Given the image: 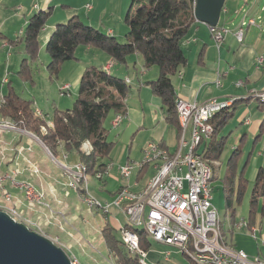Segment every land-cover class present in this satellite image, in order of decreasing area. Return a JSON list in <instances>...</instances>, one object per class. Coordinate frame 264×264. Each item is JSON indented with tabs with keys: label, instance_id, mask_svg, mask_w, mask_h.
Masks as SVG:
<instances>
[{
	"label": "crops",
	"instance_id": "obj_1",
	"mask_svg": "<svg viewBox=\"0 0 264 264\" xmlns=\"http://www.w3.org/2000/svg\"><path fill=\"white\" fill-rule=\"evenodd\" d=\"M126 2L128 3L129 0H0V34L2 38L4 37L2 42L6 43L10 50L14 49L17 43H12L10 40L22 35L29 18L38 11L51 10L38 35L39 53L48 64L49 58L44 47L58 24L65 23L72 16H77L83 23L100 30V26L93 24V20L96 15H101L103 22L108 17L105 22L108 27L105 31L102 29L100 31L116 38L114 29L109 28L108 19L113 13L116 14L115 20L120 21ZM4 12L8 14L6 17ZM250 18L254 20L253 23H247ZM243 21H245L243 37L239 41L234 32ZM217 25L228 29L219 45L215 44L209 25L206 23L195 20L190 26L182 40L186 64L171 76V82L174 88V100L183 98L197 103L211 98L233 100L232 106L215 118L219 121V127L213 139L222 146L219 158L214 161L217 175L220 176L215 180L221 182L222 190L224 185H228L221 177L226 175L228 159L233 153H237L233 187L242 172L247 186L241 202L247 195L248 210L244 215L237 217L236 205H240L241 202L234 203L232 211L234 215L231 216L230 213L227 224V230L231 234L229 244L252 256L255 254L254 249L240 238L248 237L257 246L264 248L262 198L255 206L253 219L249 220L250 192L259 169H264V105L254 95V92L264 89V0H225ZM18 46L20 47L18 52L23 54V58L27 57L23 43ZM9 58L13 62L11 55ZM9 58L1 74L11 68L12 63L8 64ZM15 62L16 60L14 66L18 71L19 67ZM88 66L97 67L123 78L129 85L124 100L126 112L120 113L122 117L119 123L113 125L115 116L113 112L108 113L103 122L108 140L114 144L109 156L101 160L105 166L110 165L108 173L103 174L102 178H96L89 173L90 179L86 176V181L83 183L87 187V192L102 205H108L107 209L89 207L82 201L81 192H76L65 185L66 176L61 168L62 162L68 165L80 163L76 153L61 151L55 157L36 135L25 129L12 128L13 124L5 121L1 115L0 122L5 123L0 124V176L9 175L13 178H5L2 186L12 194V204L21 211L22 217L34 221L43 234L67 247L82 264H90L88 262L110 264L109 260L112 264H117L113 253L107 247L103 229L111 228L114 236L123 241L119 229L122 226L125 229L129 222L120 207L112 203L114 196L121 186L140 191L153 175L150 164L142 168H134L129 177L120 175L119 166L128 161L140 162L143 156L142 150L148 142L158 143L164 150L174 153L179 147L181 132L179 124L168 122L161 98L148 84L157 79L158 67L144 68L141 54H128L125 62H119L99 48L78 46L74 57L62 63L60 72L56 76L58 88L69 84V94L65 95L77 97L80 78ZM6 73L8 77L4 74L0 77V97L7 93L10 85L14 89L9 79V71ZM4 77L8 80L5 83ZM217 80L220 81L219 84ZM239 80L242 81L241 85H237ZM5 85L7 90L3 91ZM32 106L35 111L40 110L45 119L42 109L38 105L34 107L33 102ZM68 106L70 102L64 98H59L54 105L59 109L65 107L68 109ZM224 113L227 115L224 116ZM45 120L52 122V118ZM83 149L87 151L84 145ZM88 150L90 151V146ZM223 155L225 166L222 170ZM21 181L30 182L37 191L42 192L41 200L27 202L19 186ZM0 189L1 203L3 190ZM26 202L27 205L39 204L34 209H29ZM242 220L246 221L249 227L238 226ZM251 228H254L253 233ZM222 234H224L223 230ZM151 240L153 239H144L143 244L146 248L142 247L148 264L160 262L182 264L179 259L183 254L171 246L170 249H160V246L166 247V245L156 241L155 246H152ZM165 250L170 251L168 260L163 259ZM172 251L177 253L176 257L172 256Z\"/></svg>",
	"mask_w": 264,
	"mask_h": 264
},
{
	"label": "trees",
	"instance_id": "obj_2",
	"mask_svg": "<svg viewBox=\"0 0 264 264\" xmlns=\"http://www.w3.org/2000/svg\"><path fill=\"white\" fill-rule=\"evenodd\" d=\"M194 4L195 0H132L124 18L128 26L125 42H119L114 36L83 23L77 16H72L65 23L58 24L46 42L45 49L49 55L47 71L50 76H57L62 63L74 57L78 46L99 48L119 62H125L128 54L139 53L143 57L144 68L158 67L157 79L148 84L161 98L168 122L178 125L171 76L187 61L182 40L195 22ZM50 13L51 10H42L33 14L22 33L21 39L27 57L22 59L17 74L23 81L32 82V67L39 53L38 35ZM0 38H2L1 34ZM10 41L16 42V40ZM128 91L129 85L123 78L97 67L88 66L80 78L79 93L72 107L64 110L54 108L53 125L46 127L45 131L41 130L45 125L44 117L36 115L32 101L18 95L11 85L3 96L0 115L15 127L35 134L55 157L61 151L76 153L84 172L95 175L96 171L105 167L101 160L109 156L114 145L108 140L103 126L104 119L110 112L119 115L126 112L124 100ZM226 109L217 112L211 119L213 134L208 142V150L204 154V158L212 167L211 182L220 177L217 175L214 161L222 152L221 144L215 143L213 139L219 127V121L215 118ZM226 115L227 113H224V116ZM85 142L90 146L89 152L83 149ZM236 154L233 153L228 159L226 175L221 177L228 183L223 188L227 210L233 208L234 203L241 202L247 186V181L241 172L233 187ZM260 198L263 200V212V168L259 169L250 192L249 220L253 219L255 206ZM233 215L234 212L231 216ZM125 229L127 232L136 233L140 246L146 248L143 244L144 239L147 238L144 229H136L131 224L126 225ZM111 231V228L105 227L103 236L116 263L140 264L138 257L130 254L124 247L123 241L118 240Z\"/></svg>",
	"mask_w": 264,
	"mask_h": 264
},
{
	"label": "built area",
	"instance_id": "obj_3",
	"mask_svg": "<svg viewBox=\"0 0 264 264\" xmlns=\"http://www.w3.org/2000/svg\"><path fill=\"white\" fill-rule=\"evenodd\" d=\"M89 7V5H87ZM250 18L247 23H253ZM245 21L235 30L237 40L243 37ZM210 33L219 45L223 40L227 28L209 26ZM260 63V58H258ZM3 78V82H7ZM220 81L217 80V84ZM238 81L237 85H241ZM61 94H69V84L60 87ZM256 92H262L264 89ZM185 110L186 129L185 143L181 148L180 157L173 164H163L160 162L162 153L161 145L155 142H148L143 150L140 162H126L119 166V173L123 177H129L134 168H142L146 158H155V169L153 171V188L147 196H138V191L131 190L128 186H121L112 201L114 205L120 207L124 213V208H131V215H126L127 220H132L142 227L152 230L158 237L161 244L168 245L188 257L193 264H264V259L258 256H251L245 251L232 246L231 250H224L219 236L213 235V218L215 206L212 203V186L206 184L208 168L201 165V156L208 150L207 131L213 127L212 117L219 111L232 106L233 100H218L211 98L208 101L197 103L180 98ZM121 120L115 114L113 125H117ZM65 158V155H64ZM79 163L68 165L62 162L61 168L66 176V184H71L75 180ZM110 165H106L103 170L95 172L96 178H102L108 173ZM5 178L13 179L9 175L0 176V188L6 193H10L2 186ZM24 194L35 200L41 198L40 192L36 188H30L29 184H19ZM11 194V193H10ZM86 201L98 203L103 209L108 205H102L88 192L84 194ZM5 210L10 216L20 218L14 208ZM238 226L249 227L244 220ZM32 229V225H30ZM36 231V229H32ZM120 234L125 236V242H130L134 248L138 249V258L142 264H148L146 253L140 246L137 238L130 236L123 226L119 229ZM42 233V231H36ZM254 232V228H251ZM71 263L80 264L75 257H69ZM170 258V251L163 252V259Z\"/></svg>",
	"mask_w": 264,
	"mask_h": 264
},
{
	"label": "rangeland",
	"instance_id": "obj_4",
	"mask_svg": "<svg viewBox=\"0 0 264 264\" xmlns=\"http://www.w3.org/2000/svg\"><path fill=\"white\" fill-rule=\"evenodd\" d=\"M127 3V2H126ZM131 3V0H129V2L127 3V5L125 6L123 12H122V19L120 21L118 20H115L116 19V14L114 15L113 13H111V16L110 18L108 19L109 23H110V26L109 28H112L114 29V32H115V36H116V39L119 41V42H125V33L127 31V24L126 22L124 21V18H125V14L127 12V9L129 7ZM5 16L6 17L8 14L7 12H4ZM107 18L106 17L104 19V21L106 22L107 21ZM105 22L101 21V15L98 16L96 15L94 17V20H93V24L94 25H98L100 26V30L102 29L103 31H105V28L108 27L106 26ZM25 28V27H24ZM95 28V27H94ZM98 29V28H96ZM99 30V29H98ZM20 31V29H19ZM18 31V33H19ZM101 31V32H103ZM22 35L19 37V39H17V37L15 38H12V40H16V43L17 45L14 46V49L10 50L7 46L6 43L2 42L4 38H0V77L4 74V76H7L8 73L5 74L6 71H9V79H11L12 81V86L14 87V90L19 93V95H21L23 98H26L28 100H31L33 102V105L34 107H37V105L39 106L40 109H42L43 111V114L45 116V119L47 120H51L52 118V113H53V110H54V105L58 102V99L59 98H64L65 100H69L70 102V106H68L69 108L72 107V104H73V101L75 100V96L74 95H65V94H61L60 93V90L57 86V83H58V79L55 75L53 76H50L49 72L47 71V63L44 62V58L42 59V56L41 54L39 53L38 54V58L36 60V62L33 64V67H32V82L29 81V80H21L20 77L18 76L17 74V67L14 66V60H16L15 63H17L16 65L19 67L22 59H23V54L18 52L20 50V47L18 46L20 43H23V47H24V42L23 40L21 39ZM7 47H6V46ZM44 50L45 47H44ZM46 52V51H45ZM26 54V53H25ZM46 54H48L46 52ZM9 55H11V57L13 58V62L10 60L9 58ZM47 56V55H46ZM7 58H9L10 62L8 61V64L12 63L10 65V69L9 70H5L3 74L2 71H3V67L5 65V63L7 62ZM47 58V57H45ZM48 58H49V55H48ZM60 72V71H59ZM58 72V73H59ZM8 77V76H7ZM7 90V85L4 86V89L3 91H6ZM74 99V100H73ZM180 99V98H178ZM176 101V100H175ZM261 102V101H260ZM261 104H264L261 102ZM59 109V108H58ZM66 109V107L64 108ZM62 109V110H64ZM37 112L39 111L40 113V116H42V113L40 112V110H36ZM118 116L122 117L121 115L118 114ZM44 119V120H45ZM5 121H9L8 119H5ZM10 122V121H9ZM4 121L3 122H0V124L4 125ZM11 123V122H10ZM14 128H17L15 126H13ZM9 128V127H8ZM42 130V129H41ZM35 135V134H34ZM210 140V139H209ZM208 140V141H209ZM207 141V142H208ZM86 144H83L86 148H87V151H88V147H89V144L88 142H85ZM163 148V147H162ZM164 149V148H163ZM166 150V149H165ZM168 151V150H167ZM169 152V151H168ZM221 160L223 161V165H222V170L224 169V166H225V157L223 155V157L221 158ZM152 165V168H153V171H154V164L153 163H145L143 166L145 165ZM142 166V167H143ZM95 177V175H93ZM153 176V175H152ZM87 179H90V175L89 173L87 174ZM150 180V179H149ZM24 182H27L28 184H31L30 182L28 181H21V183H24ZM149 183V181H148ZM147 183V185H148ZM212 203L213 205L215 206L216 208V211H217V215H218V219L220 221V228H221V231L223 230L224 231V235L223 234V237L225 238V240L227 241V243L229 244V239L231 238V234L230 232L227 230V224H228V218H229V215L230 213H232L233 211V208H231V210H227L225 209V198H224V193H223V190H222V184L220 181L218 180H213L212 181ZM32 185V184H31ZM66 185V184H65ZM146 185V186H147ZM145 186V187H146ZM34 187V186H33ZM81 190L78 191V190H75L76 192H81V199L85 196L84 194H88V192L86 191L87 187L85 184L82 183V186H81ZM142 188L140 191L144 190L145 189ZM5 188V187H4ZM35 188V187H34ZM71 189V188H70ZM1 190V189H0ZM2 198H3V202H1L0 204H2L1 206H4L5 208H7L8 206H11L15 209L16 213L20 214V218H15L18 219L17 221H20L22 223H26L30 226L32 225V229H36V231H42L40 229L39 226H37V224H35L34 221L30 220V219H27V218H24L22 217V214H21V211H19L13 204H12V200H13V196H12V199H11V203L7 204L6 202H4L5 198V194L6 192L3 190L2 191ZM10 194V193H9ZM25 195V194H24ZM84 195V196H83ZM247 196V195H246ZM244 197L243 201L241 202L240 205H236L237 207V217H239L240 215H244L245 212L248 210V199L247 197ZM42 198V197H41ZM41 198H39L38 200H36L37 202L41 200ZM26 200V199H25ZM27 202H34L35 200H26ZM82 201L84 203H86L83 199ZM98 201V200H97ZM27 202H26V205H27ZM99 202V201H98ZM41 203V202H40ZM39 203H35L34 205H27V207L29 209H34ZM87 204V203H86ZM89 207H98V205H89L87 204ZM100 207V206H99ZM1 211H5L3 209H0ZM231 211V212H230ZM243 212V214H242ZM31 223V224H30ZM131 222L129 221V224ZM132 225H134L133 223H131ZM136 227V229H141L143 230L144 227L140 226L139 224L138 225H134ZM30 228V227H29ZM40 234H43L40 233ZM136 234V233H135ZM146 234V233H145ZM44 236L48 237L47 235L43 234ZM147 236V235H146ZM50 238V237H48ZM123 238H124V235H123ZM147 238H151V237H147ZM56 245L58 246H61L64 251L67 253V255L70 257L72 256L73 258L75 256H73L70 251L68 250L67 247H64L62 246V244H59V242L54 239V238H50ZM244 243H246L247 245H249L250 247H252V249H254L255 251V254L252 255V256H258L262 259H264V248L263 246H257L254 241H251V239H249L248 237H241L240 238ZM152 243V246H155V241L151 240L150 241ZM171 247L166 245V247L164 246H160V249H170ZM172 256L173 257H176L177 256V253L176 252H173L172 251ZM181 256V255H180ZM179 258V256H178ZM75 259L80 263L82 264L76 257ZM180 262L182 264H192L191 260L186 257L185 255H182L181 258L179 259ZM90 264H92L93 262H88ZM109 263L112 264V261L109 260ZM94 264V263H93ZM159 264H173L171 262H167V263H162L160 262Z\"/></svg>",
	"mask_w": 264,
	"mask_h": 264
},
{
	"label": "water",
	"instance_id": "obj_5",
	"mask_svg": "<svg viewBox=\"0 0 264 264\" xmlns=\"http://www.w3.org/2000/svg\"><path fill=\"white\" fill-rule=\"evenodd\" d=\"M224 4L225 0H195V20L217 26ZM0 264L72 263L61 246L0 210Z\"/></svg>",
	"mask_w": 264,
	"mask_h": 264
},
{
	"label": "bare ground",
	"instance_id": "obj_6",
	"mask_svg": "<svg viewBox=\"0 0 264 264\" xmlns=\"http://www.w3.org/2000/svg\"><path fill=\"white\" fill-rule=\"evenodd\" d=\"M254 95L257 97L259 102L261 101L262 103H264V95L262 94V92H254ZM2 103H3V96L0 97V105ZM175 109H176L177 119H178L179 128H180V132H181L180 144H179L178 149L174 153H169L166 150H164L163 148H161L162 149V153L160 155V162H163V164H173V163L177 162L179 157H180L181 148L183 147V144L185 143L186 118H185V110L183 109L182 102H181L180 99H176V101H175ZM35 113H36V115L40 116L39 111L38 112L35 111ZM118 117H120V116H118ZM52 125H53V123L51 121H46L45 120V125H43L41 127V129H42V131H45L46 127H51ZM13 126H12V128H13ZM212 134H213V127L211 129H209V131H207V140H209L211 138ZM84 144H86V143H84ZM145 163H153L154 164V169H155V158H146L144 160L143 165ZM201 165L204 168H208V173H207V177H206V184H211V178H212L213 171H212V167L209 164V162L206 160V158H204V154H202V156H201ZM86 176H87V174L84 172L83 166L79 163L77 172H75V180H73L72 185L71 184H66V183L65 184H66V186L68 188H71V189H74V190H81L82 183H84L86 181ZM21 184H28V183L24 182V183H21ZM29 187L30 188H34L33 185H31V184H29ZM152 188H153V176H151V178L149 180V183L145 187V189L142 190V191H138V196H147L148 194H150ZM24 196H25V199L28 200V201L33 200L32 198H30V196L28 194H25ZM40 196L43 197V193L42 192H40ZM4 198H5L4 202L9 204L11 199H12V196H11V194L6 193ZM38 199L39 198H36V200H38ZM82 199L89 205H98V207H99L98 203H94L93 201H86V197L85 196ZM124 214L125 215H131V208H124ZM16 220H18V219H16ZM129 221L131 223H133L134 225H138V223L133 222L132 220H128V222ZM26 225L28 227H30L27 223H26ZM143 229L145 230L147 235L149 237H151V239H153L154 241L160 243L158 237L155 236V234L152 232L151 229L146 228V227H144ZM127 233L130 236L137 238V240H138V236L133 231H128ZM213 235L214 236H219V240H221V245L224 247V250H231L232 249V246L230 244H228L227 241L225 240V238L223 237V234H222V231H221V228H220V221L218 219L216 208H215V211H214V218H213ZM123 244H124V247L126 248V250L130 254L138 256V249L134 248V245L132 243L125 242V236L123 238ZM144 253H145V251H144ZM138 260H139V258H138ZM139 263L142 264L140 261H139ZM72 264H75V263H72Z\"/></svg>",
	"mask_w": 264,
	"mask_h": 264
}]
</instances>
